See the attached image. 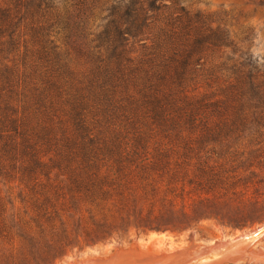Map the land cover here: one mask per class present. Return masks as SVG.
Segmentation results:
<instances>
[{"label":"trees","instance_id":"16d2710c","mask_svg":"<svg viewBox=\"0 0 264 264\" xmlns=\"http://www.w3.org/2000/svg\"><path fill=\"white\" fill-rule=\"evenodd\" d=\"M167 1L0 0V183L50 156L57 174L28 181L39 207L26 227L60 249L73 218L110 225L164 191L139 168L148 158L132 164L137 140L187 124L237 135L264 119V64L211 16Z\"/></svg>","mask_w":264,"mask_h":264},{"label":"rangeland","instance_id":"374dc122","mask_svg":"<svg viewBox=\"0 0 264 264\" xmlns=\"http://www.w3.org/2000/svg\"><path fill=\"white\" fill-rule=\"evenodd\" d=\"M174 2L191 13L211 16L233 41L247 48L254 61L264 64V6L258 0ZM96 25L90 34L97 33L100 22ZM58 38V45L65 51L63 35ZM92 39L89 36L85 42ZM216 125L210 126L217 129L213 133H188L198 128L187 124L175 128L186 130L185 134L176 132L137 140L138 155L130 158L132 164L148 158L147 168H139L147 169L163 182L164 191L152 201H141L130 215L120 214L110 225L96 226L99 221L93 224L89 220L82 226L78 218H73V234L66 250L55 246L53 240L57 239L53 235L42 236L26 227L30 212L39 207L34 198L37 189L28 181L57 174L50 156L42 158L46 166L26 165L9 173L13 181L0 183V264H104L102 260L92 262V258L109 259L117 251L126 252H117L105 264H138L141 257L149 255L157 256L159 264H196L205 258L199 253L201 250L203 253L216 242L230 241L263 227L264 119L246 124L247 130L237 135L230 130H242L241 125ZM167 185L169 190H165ZM30 224L35 228L33 220ZM144 226H155L161 231L145 233ZM261 249L264 250V236L250 247L253 251ZM188 259L191 262L187 263ZM224 264L264 262L244 257Z\"/></svg>","mask_w":264,"mask_h":264},{"label":"bare ground","instance_id":"6f19581e","mask_svg":"<svg viewBox=\"0 0 264 264\" xmlns=\"http://www.w3.org/2000/svg\"><path fill=\"white\" fill-rule=\"evenodd\" d=\"M263 235L264 234H261L259 236H251V237H249V236H238L237 238H234V239H232L230 241H226V242H222V243L216 242V244L213 245V246H211L210 248H208V249H205L204 248L205 251L203 253H201L202 250H201V252H199L202 256L205 255V258H203L202 260H200L201 262L200 261L199 262L196 261V264H197V262H198V264H203L204 262H206V264H221V261H225V260H227L226 262H230V260L231 261L233 260V262L234 261L237 262V260H239V259L241 260V258H244V257H247V256H249L248 258L250 260H257V262H264V250L263 249L259 250L256 253L255 252H249V250H248V247L250 245H252L257 239H259ZM131 250H133V249H131ZM127 251H130V250H127ZM117 252L119 253L120 251H117ZM117 252L110 259L102 260V259H98V258H92V262H93V260L96 259L98 261H100V260L104 261V264H105L108 261L110 262V260L115 257V255L117 254ZM121 252L124 253L126 251H121ZM199 253H198V255L200 256ZM122 255H124V254H122ZM143 256H145V255H143ZM161 257H163V256L161 255ZM196 257H194V258H196ZM117 258H119V257H117ZM141 258L142 259H141V261H138L139 262L138 264H159L158 263V260H157L158 259L157 256L154 257L152 255H149V256H145V257H141ZM210 259H212V261H210ZM86 260H88V259H86ZM188 260H189L188 262L186 261L187 263L191 262L190 260H192V259H188ZM88 261H85V262H88ZM77 262H79V261H77ZM77 262H75V263H77ZM85 262H82V263H85ZM164 264H166V263H164ZM180 264H182V263H180Z\"/></svg>","mask_w":264,"mask_h":264},{"label":"water","instance_id":"95a60500","mask_svg":"<svg viewBox=\"0 0 264 264\" xmlns=\"http://www.w3.org/2000/svg\"><path fill=\"white\" fill-rule=\"evenodd\" d=\"M261 234H264V226L261 227V228H259V229H256V230L253 231V232H250V233H248V234H244V235H242V236H249V237H251V236H259V235H261ZM263 236H264V235H263ZM263 236H262V237H263ZM262 237H260V238H262ZM260 238H259V239H260ZM257 240H258V239H257ZM257 240H256V241H257ZM256 241H255V242H256ZM255 242H254V243H255ZM254 243H253V244H254ZM253 244H252V245H253ZM252 245H250V246L248 247L249 252H255V253L258 252L259 250H258V251L250 250V247H251ZM133 250H134V249H133ZM186 250H187V249H186ZM135 251H136V250H135ZM138 252H141V251H138ZM153 254H154V253H153ZM160 254H162V252H161ZM165 254H166V253H165ZM157 255H158V254H157ZM247 257H249V256H247ZM109 259H110V258H109ZM102 260H104V259H102ZM105 260H106V259H105ZM230 262L233 263V261H230ZM224 263H227V262H224ZM224 263H222V264H224Z\"/></svg>","mask_w":264,"mask_h":264}]
</instances>
